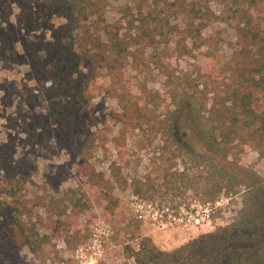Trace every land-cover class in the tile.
Returning <instances> with one entry per match:
<instances>
[{
  "label": "rangeland",
  "instance_id": "obj_1",
  "mask_svg": "<svg viewBox=\"0 0 264 264\" xmlns=\"http://www.w3.org/2000/svg\"><path fill=\"white\" fill-rule=\"evenodd\" d=\"M263 66L264 0H0V264H81L100 246L88 264H139L144 241L145 264H264V152L240 128L229 161L246 186L217 194L219 157L189 121L196 98L210 127L234 92L264 105L247 82Z\"/></svg>",
  "mask_w": 264,
  "mask_h": 264
},
{
  "label": "trees",
  "instance_id": "obj_2",
  "mask_svg": "<svg viewBox=\"0 0 264 264\" xmlns=\"http://www.w3.org/2000/svg\"><path fill=\"white\" fill-rule=\"evenodd\" d=\"M72 3L65 2L64 10H70L69 6ZM75 5V4H74ZM151 10H146L144 7L138 9L137 14H139L140 19L138 20L139 25L137 29H140L143 34H148L150 31H154L150 28V22L148 21V17H152L155 13H152ZM201 11L196 8V6H192L188 11V17L182 23V28L185 29L186 32L194 33V23L190 21V19H195L199 16ZM147 13V14H146ZM72 16L73 13L70 12V15L66 17L67 24H72ZM77 22V21H76ZM198 22L199 19H198ZM132 26L134 23L131 24ZM199 30V29H198ZM111 44L118 50V55L124 51L128 50V45L126 44L125 32H118L115 38L111 39ZM70 54L68 56L74 54L75 50L68 48ZM83 50L81 49V53ZM80 63L84 62L90 63L91 57L89 58V53L85 52L82 56L79 57ZM259 83H257V76H251L247 82L249 83L248 87H255L260 85L261 90L264 94V66L260 69L259 72ZM191 84V83H190ZM196 90L198 89V85H195ZM196 105H200L201 109H205V104L203 101L196 98L195 101L192 102V109L189 115V121L194 126L195 131L201 137L208 146L214 150L219 159L217 161H208L207 163L210 166V171L206 173L204 179L206 180L207 186L213 185V188L217 192V194H221L223 190L229 192H236L237 188L239 190L246 186V181L243 180L239 174L236 172L234 162L229 161V154L232 145L234 144L233 135H237L240 128L246 131L247 138L252 143L258 147L260 152H264V105L256 104L253 101V97L250 93H245L239 95L238 92H234L228 95L227 99L220 103L219 110L216 111V118L212 121L211 127L209 126L208 121L205 120V117L197 118V107ZM215 110V106H213ZM175 137H173L174 142L178 139L179 131L176 130ZM177 138V139H176ZM176 148H179L176 146ZM187 158H195L190 153L185 154V159ZM200 165V164H199ZM157 257L156 251L151 244L147 241L142 243V247L137 254V261L139 264H145L153 261Z\"/></svg>",
  "mask_w": 264,
  "mask_h": 264
},
{
  "label": "built area",
  "instance_id": "obj_3",
  "mask_svg": "<svg viewBox=\"0 0 264 264\" xmlns=\"http://www.w3.org/2000/svg\"><path fill=\"white\" fill-rule=\"evenodd\" d=\"M101 246L98 247V249H96V247L94 248V251L87 254V253H83L82 252V255L81 256H78V260H79V263L81 264H88L92 261H94L95 259H97L98 257H101Z\"/></svg>",
  "mask_w": 264,
  "mask_h": 264
}]
</instances>
